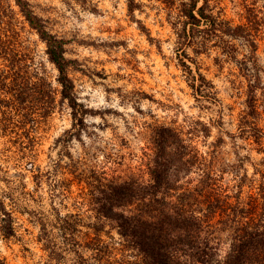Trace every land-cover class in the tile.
Returning <instances> with one entry per match:
<instances>
[{"label": "rangeland", "instance_id": "obj_1", "mask_svg": "<svg viewBox=\"0 0 264 264\" xmlns=\"http://www.w3.org/2000/svg\"><path fill=\"white\" fill-rule=\"evenodd\" d=\"M26 1L66 42L76 97L90 113L74 137L66 134L73 124L68 102L38 124L23 122L16 111L0 115V257L6 264H79L78 253L92 264H143L115 225L100 219L92 197L101 181L150 179L154 126L179 131L235 194L248 174L247 199L257 184L255 167L264 170V155L239 135L256 75V122L264 130V0H211L212 13L241 27L242 37L218 32L203 47L181 44L180 0H135L134 12L129 0ZM10 5L18 15L15 1ZM17 17L22 41L60 91L45 42ZM180 60L194 80L204 76L209 86L202 93L190 87L194 81ZM3 218L11 219L13 236L2 233Z\"/></svg>", "mask_w": 264, "mask_h": 264}, {"label": "trees", "instance_id": "obj_2", "mask_svg": "<svg viewBox=\"0 0 264 264\" xmlns=\"http://www.w3.org/2000/svg\"><path fill=\"white\" fill-rule=\"evenodd\" d=\"M14 1L24 23L45 42L61 90L49 79L45 64L37 62L32 49L22 41V27L17 28L21 22L10 0H0V115L7 117L16 111L23 122L38 124L50 117L61 102H68L73 124L66 134L74 137L83 131L90 110L76 97L69 75L74 61L66 57V42L47 30L29 2ZM180 1L186 19L179 34L182 45L203 47L206 37L218 32L231 39L242 37L241 27L232 28L212 13L211 0ZM136 7L135 0H129V11L134 12ZM200 36L203 40L198 42ZM225 47L226 54L235 59V48L228 42ZM180 63L194 81L190 87L202 93V87L209 86L204 76L199 73V79L194 80L197 77L190 66L183 60ZM255 79L257 84L248 91V111L240 120L239 135L247 136L264 155V130L256 122L259 112L255 91L260 83L257 75ZM151 135L150 179L98 182L92 206L100 219L115 225L120 236L141 254L143 264H264V170L255 167L257 184L243 200L248 174L240 178L235 194L179 131L154 126ZM1 222L5 223L1 225L5 237L13 236L11 219L3 218ZM77 256L79 264H92L81 253ZM0 264H6L1 257Z\"/></svg>", "mask_w": 264, "mask_h": 264}]
</instances>
